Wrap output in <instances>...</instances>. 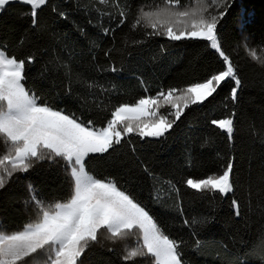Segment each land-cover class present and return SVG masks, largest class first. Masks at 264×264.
Returning a JSON list of instances; mask_svg holds the SVG:
<instances>
[{
	"label": "trees",
	"instance_id": "obj_1",
	"mask_svg": "<svg viewBox=\"0 0 264 264\" xmlns=\"http://www.w3.org/2000/svg\"><path fill=\"white\" fill-rule=\"evenodd\" d=\"M94 2L49 0L48 5L38 10L39 26L35 29L30 27V16L21 15L30 11L23 3H11L0 12V42L7 45L9 55L36 57L26 68V86L56 107L74 111L102 126L109 118L104 109L122 102L131 103L146 95L155 96L161 88L190 85L221 70L220 58L204 41L147 37L143 30L131 31L128 23L116 29L113 36H104L96 26L97 21L104 27H115V21L95 12L91 7ZM130 3L133 12L142 4L146 8L164 6V0H130ZM54 7L64 11L68 18H61L52 10ZM204 7L212 11L214 6L210 0H180L182 10ZM218 28L224 50L239 66L245 81L236 109L233 146L229 148L226 134L210 124L212 119L226 115L225 104H230L227 97L233 86L229 81L209 101L185 109L166 139L141 140L132 136L135 152L125 144L110 159L93 157L89 168L98 177L116 179L147 205L166 234L183 241L187 264H262L264 239L258 241V237L264 234V208L261 207L264 206V67L250 58L244 43L247 41L248 47L261 55L264 0H231V7ZM22 37L24 44L20 46ZM90 39H95L100 47H93ZM134 40L144 42L137 45ZM113 43L115 49L105 57L104 51L112 48ZM110 62L122 71H96L97 66L107 67ZM88 84L103 85V88L89 89ZM68 88L71 95L67 94ZM169 108L161 107L158 115L167 113ZM3 152L4 145L0 142V153ZM233 154L236 157L234 196L240 203V217L234 215L231 206L233 194L223 199L215 194L213 198V194L198 193L182 182L184 178L217 173ZM143 165L154 175L145 172ZM169 180L180 189L183 216L177 211L165 210L154 201L158 190H168ZM29 182L48 202L64 201L70 195V181L59 165L50 167L42 162L27 174H17L0 192V224L8 231L20 229L29 220L36 219L35 209L26 208L23 203L28 197ZM209 216L215 219L203 228L183 224L185 218L203 220ZM102 242L103 247L96 245L86 252L83 264H125L121 259L125 242L113 243L106 239V234ZM126 243L132 246L134 241L129 239ZM42 259L41 255L37 261ZM37 261L30 260L28 264H37ZM134 264H151V261L137 258Z\"/></svg>",
	"mask_w": 264,
	"mask_h": 264
},
{
	"label": "snow or ice",
	"instance_id": "obj_2",
	"mask_svg": "<svg viewBox=\"0 0 264 264\" xmlns=\"http://www.w3.org/2000/svg\"><path fill=\"white\" fill-rule=\"evenodd\" d=\"M13 2L0 0V12ZM22 2L30 7V11L21 14L22 17L30 16V27L37 28L38 10L48 5L49 0ZM210 5L214 6L212 11L208 7L182 10L180 0H164V6L146 8L142 4L133 12L130 0H95L92 9L115 21V27H104L97 21L96 26L104 36H113L116 29L128 23L131 31L143 30L147 37L207 42V48L214 50L222 62L221 70L202 81L179 88H161L155 96L146 95L134 102H122L111 109H104L109 118L102 126L38 96L34 89L26 86V68L35 62L36 57L9 55L7 45L0 42V142L4 145V152L0 153V192L17 174H27L42 162L50 167L59 165L71 184L68 198L53 202H48L31 182L27 184L28 197L23 203L26 208L32 206L35 209L36 219L12 231L0 224V264H28L30 260L37 261L41 255L43 259L37 264H83L82 257L90 248L96 245L103 247L105 234L106 239L113 243L125 242L121 257L125 264H134L137 258L150 260L151 264H187L183 256V241L170 238L151 209L119 181L108 176L98 177L89 166L93 157L110 159L117 148L125 144L135 152L132 136L141 140L166 139L185 109L209 101L229 81L233 86L227 97L230 104H225L226 115L212 119L210 124L226 134L229 148L233 146L236 109L245 81L239 66L224 50L218 28L231 7V0H210ZM52 10L61 18H68L64 11L55 7ZM88 22L92 24L91 19ZM80 32L86 35L83 29ZM143 42L133 41L137 45ZM18 43L23 46V37ZM90 43L93 47H100L95 39H90ZM125 44H128L127 40ZM244 48L253 61L264 67V47L260 49L261 55L256 49H250L247 41ZM114 49L115 43L104 51V56L109 57ZM96 71L119 73L122 68L110 62L107 67L97 66ZM87 87L103 88V85L88 84ZM67 94H72L71 88L67 89ZM165 105L170 106L169 111L158 115ZM235 160V155H230L226 165H222L217 173L202 178H184L182 182L198 193L213 194V198L215 194H219L221 199L233 194L231 206L234 215L240 217V203L234 196ZM143 168L150 176L154 175L147 165ZM167 184L168 190H158L154 201L165 210L177 211L183 216L180 189L171 180ZM214 219V216L203 220L185 218L183 224L190 228L197 225L203 228ZM129 239L134 241L132 246L126 243ZM260 239H264V234L258 237V241ZM108 250L112 251L111 248Z\"/></svg>",
	"mask_w": 264,
	"mask_h": 264
},
{
	"label": "rangeland",
	"instance_id": "obj_3",
	"mask_svg": "<svg viewBox=\"0 0 264 264\" xmlns=\"http://www.w3.org/2000/svg\"><path fill=\"white\" fill-rule=\"evenodd\" d=\"M16 2H17V0H14L13 3H16ZM19 3H23L22 0H19ZM153 139H155V138H153Z\"/></svg>",
	"mask_w": 264,
	"mask_h": 264
}]
</instances>
